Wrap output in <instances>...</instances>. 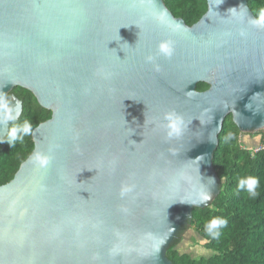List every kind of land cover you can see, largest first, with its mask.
Returning <instances> with one entry per match:
<instances>
[{"label":"water","instance_id":"1","mask_svg":"<svg viewBox=\"0 0 264 264\" xmlns=\"http://www.w3.org/2000/svg\"><path fill=\"white\" fill-rule=\"evenodd\" d=\"M205 1L187 27L162 0H0V102L20 116L7 95L21 88L51 114L0 186V264H171L192 209L219 193L225 117L264 129V26L246 0Z\"/></svg>","mask_w":264,"mask_h":264},{"label":"trees","instance_id":"2","mask_svg":"<svg viewBox=\"0 0 264 264\" xmlns=\"http://www.w3.org/2000/svg\"><path fill=\"white\" fill-rule=\"evenodd\" d=\"M165 8L185 26L195 24L206 12L205 0H162ZM246 5L255 18L259 19L264 10V0H246ZM205 84H197L196 91L207 90ZM11 94L21 102V114L17 125L30 123L33 130L49 120L50 112L40 108L34 97L26 90L14 88ZM13 127L10 121L8 132ZM8 132L0 145V186L13 178L19 166L33 149L30 135L23 142L8 143ZM32 132V131H31ZM243 135L225 117L217 136V146L212 154V167L219 181V193L211 204L203 209H192L189 230L199 239L206 255L194 257L178 248L176 238L167 249L165 256L171 264H264V148L253 152L248 148ZM259 137V138H258ZM257 143L264 144L263 135ZM258 180V195L251 198L239 188V181L247 177ZM213 219L227 221L219 229L217 238L206 231Z\"/></svg>","mask_w":264,"mask_h":264},{"label":"clouds","instance_id":"3","mask_svg":"<svg viewBox=\"0 0 264 264\" xmlns=\"http://www.w3.org/2000/svg\"><path fill=\"white\" fill-rule=\"evenodd\" d=\"M250 23H252L254 26H264V10L260 12L259 19L252 20ZM241 35H243V33H241ZM157 51L160 55L171 57L173 54L171 42H162L160 45H158ZM146 59L148 62H151L153 57L149 56ZM0 109L3 110V116L0 119H2L4 123H7L8 121L13 122V127L8 132V143L11 145L14 141L23 142L24 137L31 134L32 129L30 123L25 122L23 125L15 124V120L19 116L18 107L13 108L10 107L7 102H0ZM180 119L181 118L174 113L166 114L165 120L171 122L166 126L170 127L173 132H178V124L180 123ZM31 162L35 166L43 168L51 162V157L42 153H36L31 158ZM258 183L259 182L256 178L249 176L239 181V188L244 190L249 197L255 198L258 195L256 191ZM226 224L227 221L224 219H213L208 225H206V231L211 237L217 238L220 235L219 229L225 227Z\"/></svg>","mask_w":264,"mask_h":264},{"label":"rangeland","instance_id":"4","mask_svg":"<svg viewBox=\"0 0 264 264\" xmlns=\"http://www.w3.org/2000/svg\"><path fill=\"white\" fill-rule=\"evenodd\" d=\"M243 136L240 137V141H244L248 148L253 147L256 148L259 143H257V139L259 138L258 135H263L264 139V129L254 133V134H242ZM258 137V138H257ZM253 150V149H252ZM178 243V248L194 257L204 256L206 255V251L203 249L201 242L199 239L189 230L186 228L183 234L176 240Z\"/></svg>","mask_w":264,"mask_h":264},{"label":"built area","instance_id":"5","mask_svg":"<svg viewBox=\"0 0 264 264\" xmlns=\"http://www.w3.org/2000/svg\"><path fill=\"white\" fill-rule=\"evenodd\" d=\"M263 148H264V144L263 145L261 144L260 146L258 145L256 148H253L252 151L256 152L258 149H263Z\"/></svg>","mask_w":264,"mask_h":264},{"label":"flooded vegetation","instance_id":"6","mask_svg":"<svg viewBox=\"0 0 264 264\" xmlns=\"http://www.w3.org/2000/svg\"><path fill=\"white\" fill-rule=\"evenodd\" d=\"M12 91V90H11ZM11 91L9 92V94L7 95V96H12V97H14L12 94H11ZM15 98V97H14ZM10 123V122H9ZM9 123H8V127H9ZM3 141V140H2ZM2 141L0 142V145H1V143H2Z\"/></svg>","mask_w":264,"mask_h":264}]
</instances>
